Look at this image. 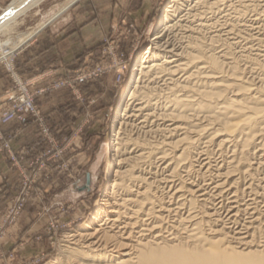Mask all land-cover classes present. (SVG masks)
I'll use <instances>...</instances> for the list:
<instances>
[{
  "label": "bare ground",
  "instance_id": "1",
  "mask_svg": "<svg viewBox=\"0 0 264 264\" xmlns=\"http://www.w3.org/2000/svg\"><path fill=\"white\" fill-rule=\"evenodd\" d=\"M39 1L13 0L0 28ZM157 30L113 119L107 190L50 264H264V0H170Z\"/></svg>",
  "mask_w": 264,
  "mask_h": 264
},
{
  "label": "rangeland",
  "instance_id": "2",
  "mask_svg": "<svg viewBox=\"0 0 264 264\" xmlns=\"http://www.w3.org/2000/svg\"><path fill=\"white\" fill-rule=\"evenodd\" d=\"M12 1L10 0L4 5L0 4V17ZM102 1L89 0L92 5L99 8L102 7ZM169 1L112 0L113 4L116 5L117 14L114 15L110 33L101 42V58L97 59L98 61L93 68L84 69L78 75L79 80L85 79L90 82L86 81L87 84L79 86L75 83L77 79L66 78L60 82L68 81L67 84L57 86L60 83L58 82L53 85L55 88L69 87L71 89L75 99L72 101L73 110L80 113L78 123H74L75 125L70 132H62L60 139L56 137L53 127L48 123L37 101L42 90L33 89L31 80L18 71L16 56L23 44L39 30L46 27L50 21L66 15L77 5L86 3L87 0H40L20 13L9 25L0 28V78L11 77L12 85L10 88L13 87L9 61L10 57L14 56L18 77L22 78L24 82H28L30 89L37 93L36 102L42 117L58 142L65 148L62 160L63 167L58 165L59 161H50L49 167L42 168V176H39V179L32 183L27 202L18 219L19 221L23 216L27 204L32 201V193L36 191L41 202L34 201L28 205V209L33 210V206H40L36 216L39 218L45 216L46 218L44 234L35 237L39 244L33 243L29 247L23 240L17 239L16 242H10L12 243L10 248H3L7 238L11 237L8 236L0 245V253H6L17 247L23 248L20 251L16 249L18 253L23 251L24 255L17 253L19 256L15 257L13 264H20L23 257L33 259L39 256L41 257L40 264H50L57 258L61 259L63 263L67 261L68 257L65 251L69 244L67 235L80 229L91 220L98 203L107 190L108 179L105 175L109 161V145L114 133L113 119L119 106L126 101L123 96L133 73L132 70L140 56L148 50L153 37L156 36L158 22L161 20ZM169 33H171L170 30H164L158 40L162 54H164L165 48L168 49V44L172 42V34ZM174 44L176 47H180V39L175 38ZM86 73L92 74L86 78L84 77ZM161 84L160 82L155 85L156 94L161 92L159 90ZM28 119L35 121L38 125V139L34 144H28L20 151L26 149L27 157L29 161H32L48 147L47 144L42 143L40 127L35 119L28 117L26 121H23V125H28ZM132 134L139 136V138L145 137L141 128H136ZM154 136L152 139L157 138V135ZM78 138V146L72 151L70 149L71 144ZM38 148L39 151H37ZM34 150L36 153L32 156ZM12 167L14 168L13 165ZM55 169L62 172L63 182L56 189L55 186H52L55 192L51 190L49 197H43V193L41 194L40 191L36 190V184L40 179L49 180L52 171ZM87 171L93 173V178L90 180L85 178ZM17 192L8 199L6 210L0 213V217L7 211L10 203L16 200ZM35 197L37 195H34ZM15 226L11 228V234H13ZM10 243H6V245H10Z\"/></svg>",
  "mask_w": 264,
  "mask_h": 264
},
{
  "label": "crops",
  "instance_id": "3",
  "mask_svg": "<svg viewBox=\"0 0 264 264\" xmlns=\"http://www.w3.org/2000/svg\"><path fill=\"white\" fill-rule=\"evenodd\" d=\"M9 1L0 0V4L4 5ZM101 6L99 8L87 0L66 15L55 17L56 19L34 34L17 52L18 71L31 80L33 89L42 90L37 101L58 139L61 138L62 132H70L74 123H78L80 113L73 110L72 101L75 99L71 89L69 87L55 88L53 85L66 78L77 79L75 83L79 86L87 84L86 81L90 82L85 79L79 80L78 75L84 69L93 68L97 59L101 58V42L110 33L114 15L117 14L116 5L112 0H103ZM11 85V77H1L0 96ZM28 120L26 126L23 122L13 121L2 127L6 135H13L11 136L12 147L16 151L24 149L28 144H34L38 139V125L35 121ZM78 140L79 138L75 139L71 144L72 151L78 146ZM35 153L34 150L31 155L34 156ZM85 178L92 179L93 173L87 171ZM62 182V172L55 169L49 180L38 181L36 190L47 198L51 195V190L55 192L56 187ZM52 186H55V189ZM19 187L20 181L15 169L6 154L0 152V213L6 210L8 199L19 190ZM32 195V201L27 204L23 216L16 224L11 237L7 238L3 248H10L12 246L10 242H16L17 239L23 240L29 247L33 243L39 244L35 237L44 234L46 218L36 216L40 206H33V210L28 209V205L34 201L41 202L36 191ZM34 195L37 197L34 198ZM16 249L20 251L23 248ZM19 253L24 255L23 251Z\"/></svg>",
  "mask_w": 264,
  "mask_h": 264
},
{
  "label": "built area",
  "instance_id": "4",
  "mask_svg": "<svg viewBox=\"0 0 264 264\" xmlns=\"http://www.w3.org/2000/svg\"><path fill=\"white\" fill-rule=\"evenodd\" d=\"M11 67L9 72L12 73L13 87L9 88L2 96H0V152L5 153L15 168L20 181V187L16 194L15 201L11 202L7 211L0 217V245L6 237L11 236V228L16 225L27 202L32 183L41 177V173L45 167H49L50 161H59L58 165L63 167L64 147L58 142L53 135L50 127L46 124L40 108L36 102L37 93L30 89L29 83L24 82L18 77L14 64V56L10 57ZM92 73H86L84 77L91 76ZM68 81H62L57 86L65 85ZM8 106H3V104ZM30 117L35 119L40 127L42 135V143L47 144V150L38 155L35 160L29 161L27 150L15 151L12 147V135H6L2 131V127L13 121H26ZM40 163V164H39ZM43 168V169H42ZM48 177V176H47ZM17 250L13 249L6 253H0L1 264H13L17 254ZM41 257L26 259L22 258L20 264H40Z\"/></svg>",
  "mask_w": 264,
  "mask_h": 264
}]
</instances>
